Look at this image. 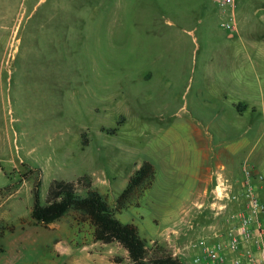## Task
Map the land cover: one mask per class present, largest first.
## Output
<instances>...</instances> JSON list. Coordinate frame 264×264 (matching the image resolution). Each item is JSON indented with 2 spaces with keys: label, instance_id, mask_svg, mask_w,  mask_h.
I'll return each mask as SVG.
<instances>
[{
  "label": "rangeland",
  "instance_id": "rangeland-1",
  "mask_svg": "<svg viewBox=\"0 0 264 264\" xmlns=\"http://www.w3.org/2000/svg\"><path fill=\"white\" fill-rule=\"evenodd\" d=\"M221 13L211 0H0V264H130L119 245L95 242L74 211L37 224L32 190L40 182L44 204L54 181L90 176L94 188L104 181L99 190L114 208L145 161L154 184L116 218L137 226L149 247L171 249L166 235L189 204L217 106L209 90L224 87L199 79L212 64L205 41L216 49L225 40L209 34L223 29ZM259 83L258 144L221 157H230L237 185L246 166L264 177V77ZM187 231L181 244L203 236ZM184 262L194 264L192 255Z\"/></svg>",
  "mask_w": 264,
  "mask_h": 264
},
{
  "label": "crops",
  "instance_id": "crops-1",
  "mask_svg": "<svg viewBox=\"0 0 264 264\" xmlns=\"http://www.w3.org/2000/svg\"><path fill=\"white\" fill-rule=\"evenodd\" d=\"M38 6L39 2L35 3L32 6L33 11ZM33 11L31 10L32 13ZM221 12L223 29L219 30V34L210 29L209 34L213 33L225 40L221 41L216 49L205 41L203 58L210 60L212 64L203 66L199 79H202L205 85L208 81L213 83L222 79L224 87L217 92L211 89L212 86L209 88V103L217 106L210 113L212 117L207 119L210 125L205 122L206 135L203 142L206 146L197 148L200 150V159L195 161V170L191 175L193 184L187 198L189 204L183 206V213L176 222V229L183 239L188 238L189 222L193 223L197 234L203 236L211 234L214 228L226 227L223 218H216L210 211L211 199L223 184L227 185L230 192L241 195L242 182L237 185L232 177L234 167L232 163L229 164L230 157L228 162H223L221 157L226 155L228 158L248 145L254 143L256 146L259 142L258 125H253V118L257 113L255 99L260 76L264 77V70H260L259 64H264V0H237L234 6L221 8ZM226 23H232L234 29H226ZM242 90L245 91V96L240 93ZM239 105L242 106L241 110L238 109ZM220 121H224L225 125L219 123ZM209 159L211 165H207L210 163ZM100 184L104 185V181L97 180L95 189L106 198L104 192L99 190ZM238 208L237 204L230 203L227 213ZM207 212H211V215L208 216Z\"/></svg>",
  "mask_w": 264,
  "mask_h": 264
},
{
  "label": "trees",
  "instance_id": "trees-1",
  "mask_svg": "<svg viewBox=\"0 0 264 264\" xmlns=\"http://www.w3.org/2000/svg\"><path fill=\"white\" fill-rule=\"evenodd\" d=\"M241 108L239 105L238 109ZM155 177L154 166L148 161L143 162L130 177L114 208L93 187L90 176H82L73 181H54L44 204L40 199V182H35L32 190V218L37 224L49 226L74 211L91 227L95 242L119 245L127 252L130 264H185L173 258L169 250L156 242L149 247L148 240L140 235L137 226L124 224L116 218V213L134 205L133 200L152 187ZM80 190L85 191L86 196L81 195ZM116 262L121 261L117 259Z\"/></svg>",
  "mask_w": 264,
  "mask_h": 264
},
{
  "label": "built area",
  "instance_id": "built-area-1",
  "mask_svg": "<svg viewBox=\"0 0 264 264\" xmlns=\"http://www.w3.org/2000/svg\"><path fill=\"white\" fill-rule=\"evenodd\" d=\"M218 7L234 6L237 0H211ZM233 30L232 23L224 24ZM264 177L256 170L244 169L242 194L232 193L223 184L214 193L210 208L216 218H223L224 228H214L196 242L180 243V232H167L171 256L185 261L192 255L194 264H264ZM230 203L239 208L227 213ZM193 229V223L188 224ZM188 228V230H189ZM185 263V262H184Z\"/></svg>",
  "mask_w": 264,
  "mask_h": 264
}]
</instances>
